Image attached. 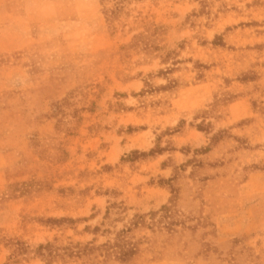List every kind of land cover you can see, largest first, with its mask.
I'll return each instance as SVG.
<instances>
[{
    "label": "rangeland",
    "instance_id": "obj_1",
    "mask_svg": "<svg viewBox=\"0 0 264 264\" xmlns=\"http://www.w3.org/2000/svg\"><path fill=\"white\" fill-rule=\"evenodd\" d=\"M0 264H264V0H0Z\"/></svg>",
    "mask_w": 264,
    "mask_h": 264
}]
</instances>
